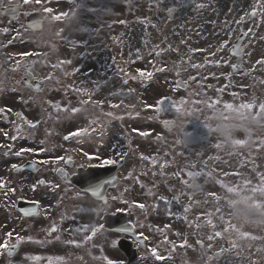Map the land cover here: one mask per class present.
Instances as JSON below:
<instances>
[{
    "label": "flooded vegetation",
    "instance_id": "flooded-vegetation-1",
    "mask_svg": "<svg viewBox=\"0 0 264 264\" xmlns=\"http://www.w3.org/2000/svg\"><path fill=\"white\" fill-rule=\"evenodd\" d=\"M189 2L186 8L189 10L199 7L197 5H203L201 9L205 7L202 0ZM244 2L249 3L248 0ZM153 3L157 6L167 4V8L178 6L181 0H152L150 4ZM241 3L234 0L225 10L224 0H214L212 8L215 23L228 32L227 43L215 49L216 54L224 52V57H227L212 66L214 70L221 71L215 76L216 80L224 82L229 94L239 101L235 106L237 109L242 103L252 105L248 110H234L232 124L223 134L214 128L158 130L161 144L154 145L150 144L154 140L151 134L154 130L143 129L142 132L150 135H139L140 144L132 145L127 139L129 135L124 134L127 138L122 140L111 123V129H106V123L99 120L100 113H94L98 109L90 105L91 102L81 103L86 99L75 91L78 88L74 86L76 83L82 86V81L77 78L82 64L68 66L70 75H52V80L44 79L48 76L42 73L43 66L34 67L43 79L37 95L52 92V110L48 108L45 115L39 114L35 128L27 122L20 125L19 150L23 147L43 148L45 151L22 156H15L12 152L0 153V181L5 184L0 188V243L9 231H13L9 243L16 242V234L24 237L11 256L0 255V264H49V259L52 264H106L104 256L127 264V255L135 256V264H264V214L242 205L238 211L231 202L239 197L222 186L242 187L245 179L251 181L250 186L256 185L259 183L257 173L264 174V112L259 111L260 105H264V69L260 74L264 63H257L264 60V48L252 45L255 36H264V9L257 7L258 15L250 19L247 15L249 9L246 12L244 6L238 9L237 5ZM179 13L172 22H162V31L176 20ZM153 27L150 24V28ZM241 35L242 41L238 45ZM166 39L163 35L162 42ZM115 58L105 68L112 71L109 79L119 76L120 66L115 64ZM233 64L238 67L233 68ZM59 70L57 67L52 69L56 73ZM253 71L258 72V81L251 86L249 74ZM53 84L57 91L67 94L66 105L55 96ZM54 97V101L59 100V103L53 102ZM242 97L247 101H241ZM74 108L89 109L94 114L85 113L79 120L80 112H72ZM93 115L96 116L92 119ZM80 122H83L81 128L87 132L65 141L64 132L75 131ZM2 142L0 139V147L4 146ZM79 149L102 158L118 159L116 153L123 154L122 161L108 166L116 167L113 185L104 183L111 181L113 172H106V167H93L101 161L89 160ZM155 149L161 151L155 152ZM172 154L177 162L170 161ZM58 156L65 159L57 163L54 158ZM69 156L71 162L68 161ZM35 160L49 162L33 168L30 164ZM13 164L19 168L27 165V169L17 172L12 168ZM188 171L203 173L196 179V187H191L193 181L187 176ZM185 180L188 185L183 182ZM76 182L83 188L77 187ZM96 184L103 185L100 195L88 190ZM213 193L215 197L210 195ZM61 194L64 196L60 198ZM240 195L251 193L243 190ZM161 197L169 203L165 204ZM173 197H178V202ZM256 199L264 198L257 194ZM33 201L39 203L34 204ZM21 202L33 204L30 209L34 212L31 215L19 212L17 205ZM139 203L145 208L137 207ZM189 205L190 211L183 213V207ZM118 208L125 211L112 215ZM216 209L220 212L216 213ZM219 215L224 217V221L218 219ZM209 219L216 224L215 228L207 224ZM228 221L236 226L234 230L209 240L214 232H223ZM101 224L104 228L99 229L92 240L85 242L84 237L91 234L90 229ZM130 224L136 225L133 234L116 231ZM53 225L57 231L49 234ZM85 225L89 227L88 232L76 231ZM141 232L148 239L137 247L136 234ZM241 234H247V238ZM69 240H76L79 246L68 244ZM233 240L237 242L236 248L231 247L230 241ZM114 241H119V244H114ZM151 248L170 258L157 261L151 255ZM35 256L41 259H32ZM57 257L62 259L57 260Z\"/></svg>",
    "mask_w": 264,
    "mask_h": 264
},
{
    "label": "rangeland",
    "instance_id": "rangeland-1",
    "mask_svg": "<svg viewBox=\"0 0 264 264\" xmlns=\"http://www.w3.org/2000/svg\"><path fill=\"white\" fill-rule=\"evenodd\" d=\"M75 1H77L79 6L93 3L91 0ZM170 1L172 2V0ZM224 1L226 2L224 6L226 10L227 6L234 0ZM244 1L235 0V2H242L237 7L241 9L244 6V12L247 9H253L257 5V0H248V4ZM150 2L152 0H134V2H130L131 4L128 3L127 9L129 10L127 11L123 6L125 2L121 0L117 8L109 16L104 13L112 11L109 8L112 3H109L108 0L98 1V13L91 12L92 9L88 7L85 8L87 11L77 21L71 19L70 16H68L69 20L62 24L45 20L44 28L40 33L29 35L24 28L22 15L33 11L39 5L31 3L25 5L23 0H0V6L10 3L18 4L21 12V16L17 21L0 19V110H5L9 114L11 136H17L16 128L18 122H22L23 119L24 122H34L39 114L35 113L36 111L44 112L45 115L47 107L52 106V92H42L36 96L23 92L15 85L14 80L19 79L22 75L21 68L24 62L22 61L21 66L17 68L15 59H19V57L17 56L14 59H10V57L21 51L39 52L40 55L30 56L26 60L27 63L43 66L42 73L47 76L50 74L57 76L69 73L70 68L68 69V66L73 63L61 65L60 62L71 61L76 63L79 61L83 51L88 53L89 59L88 61H81L82 68L79 76H77L82 81V86L76 83L74 87L86 89L88 93H91L92 100L104 101L102 106H95L98 110L94 111V113H100V116H98L99 120L107 125L111 123L112 128L120 136L129 135V138H125L130 139L132 145L138 142L130 134H139L143 129L153 128L155 132H153L152 138L157 139L160 135L159 132H156V130H160V118L170 117L176 120L177 129L182 130L187 125H190V119H193V115L196 113L202 117L207 116L209 119L211 112L224 113L225 104L236 106L237 104L235 103L238 102L229 96L227 88L224 87L218 91L214 89L215 86H221L222 84L216 80L217 74H220L221 71L214 70L212 66L217 61L227 59V57H224V52L216 54L215 49L219 48L220 44H225L228 36V32L221 30V27L219 28L214 21L212 11L214 0H202L205 3L204 9L197 7L181 12L175 22L164 28V31L161 28L164 19L160 13L167 4L165 6L151 4L152 7H149ZM46 6L52 7L54 9L53 14H55L69 10L71 4L69 0H50ZM98 14L100 20L93 21L91 15L97 16ZM75 17H78V15ZM108 17H110L108 21L112 20L110 27L106 23ZM150 24L154 25L153 29L150 28ZM5 29L8 31L5 32ZM106 30L107 33L104 34L103 32ZM80 32L91 34L94 38L87 41L85 35ZM100 32L103 35H100ZM94 34L97 35L94 36ZM163 35L167 36V40L161 44ZM252 45L254 48L263 49L264 36H255L252 40ZM104 48L107 51L103 54ZM113 48L114 51H111ZM157 50L163 52V55L159 58L154 56ZM212 53H215V55H211ZM115 56V64L120 66V71L117 73L119 76L115 79H109L112 71H108L105 68L110 65V59ZM149 59L150 62H148ZM145 64L147 65L146 68L143 67ZM157 64L161 65L159 73L154 72ZM53 65H60V70L62 71L59 73L51 71L52 69L49 66L53 67ZM95 65L101 66V71ZM193 65H196V67H193ZM263 69L260 74L263 73ZM137 70L151 72L152 76L143 77L141 83L138 80ZM257 73V71H253L249 74L251 86L255 85ZM179 76L186 79L189 83V88L186 91L181 92L174 85V80ZM78 79L76 81H79ZM123 81L127 82L125 87L123 86ZM204 85L212 89V91L203 88ZM54 87L55 85L53 84L52 88L56 90L55 96L58 99L61 98L62 104L66 105L67 94L57 91ZM120 90L129 92L130 96L126 99L119 98L117 91ZM79 94L83 96L82 98L88 99V95L84 92H79ZM164 97L173 101H186L182 106V111L176 113L174 110L169 109L165 112H157L145 107L146 104L155 105L158 100ZM54 99L55 97L53 102L59 103V100L54 101ZM245 100V98H241V101ZM109 101L120 105V108L110 107ZM90 105L93 104L91 103ZM26 106L30 110L26 113L27 117L25 118L23 116L24 111H27ZM79 112H83L84 115L87 111L81 109ZM109 112L112 113L111 116L107 115ZM95 116L93 115L91 118L93 119ZM202 119V123H209L204 118ZM82 123H79L78 128L82 127ZM114 123L115 126L113 125ZM1 124L3 125L2 122ZM108 127L111 129L110 126ZM133 129L137 131H133ZM18 143L19 141L17 140L10 144L11 146L14 145V155L17 152ZM159 151L156 149L155 152ZM173 156L172 154L170 161L173 163L177 162L178 159ZM164 170L166 171L167 168ZM63 196L64 194H61L60 198Z\"/></svg>",
    "mask_w": 264,
    "mask_h": 264
},
{
    "label": "snow or ice",
    "instance_id": "snow-or-ice-1",
    "mask_svg": "<svg viewBox=\"0 0 264 264\" xmlns=\"http://www.w3.org/2000/svg\"><path fill=\"white\" fill-rule=\"evenodd\" d=\"M49 2H50V0H23V3L25 5L30 4V3L34 4V5H39L38 8H34L33 9V12L42 13L43 14L39 21H34L33 22V24H32L33 27H39L40 24L44 20H49L50 22L51 21H60L63 18L69 16V13L67 11L58 12V13L53 14L54 13V9L52 7L46 6V4L49 3ZM199 7H203V5H199ZM257 7H260L262 9H264V0H257L256 7H253L252 11L250 13H247V15H249L251 17L257 16L258 15ZM16 10L17 9L15 7H13L12 11L15 12ZM169 11L171 12V9H169ZM32 14L33 13H25V15H32ZM121 23H123V21H121ZM4 31L7 32L8 30L5 29ZM249 31H251V29H249ZM57 35H59V33H57ZM245 35H246V33H245ZM226 43L227 42H225V44ZM221 47H223V45ZM236 52H237V54L239 53V49L238 48L236 49ZM34 55L38 56V55H40V53L39 52L21 51V52H17L15 54H13V56L10 57V59H14L15 57L18 56L19 59H15V65H16L17 68H19L21 66L22 61H23L24 62V67H25V72L27 74L29 72L30 68H31V65L29 63H27L26 58H28L30 56H34ZM211 55H215V53H212ZM65 63H71V61H61L60 62L61 65L65 64ZM216 63H219V61H217ZM257 63L258 64L264 63V60L257 61ZM53 67H60V65H53ZM193 67H196V65H193ZM232 67L233 68H237L238 65L233 64ZM13 70H15V69H13ZM137 71H138V75L140 77H145V76L151 77L152 76L151 72H145L143 70H137ZM65 75H70V74L69 73H65ZM133 78H135V77H133ZM44 79L45 80H52V79H54V77L50 74L48 77H45ZM179 83L186 85V82H184V81H180ZM75 91L84 92L86 95H88V99L81 101L82 104L86 105L89 102H91L94 106H102L104 104V101L92 100L91 93H88L86 89H75ZM185 102L186 101H184V100L173 101L170 98L164 97V98H161L160 100H158L155 105H147L146 104L145 107L148 108V109H153V110H155L157 112H165V111H168L169 109H172L176 113H180L182 111V106L184 105ZM121 103H123V101H121ZM165 105H167V107H165ZM109 106L113 107V108L119 107L118 104H113L110 101H109ZM251 108H252V105L243 104V103L239 105L238 109H237V107H234L233 104H225L224 105V109L228 110V111H231V110H248V109H251ZM9 111H11V109H9ZM71 111L72 112H76V111H79V109H75L74 108ZM259 111L260 112H264V105H260ZM107 115L111 116L112 113L109 112V113H107ZM27 123H28V125L31 128H35L36 127V123H33L32 121H28ZM164 123L166 125H171L174 122L169 120V121H165ZM21 127H17V133H20ZM133 131H137V130L133 129ZM86 132H87V129L78 128L75 131H72V132L68 133L67 135H65L64 136V140L67 141V140H69V139H71L73 137L81 136V134L86 133ZM4 135H5V137H8V133L7 132H5ZM139 135L148 136V135H150V133L149 132H139ZM17 138H18V136H16V135L11 136V139L13 141H15ZM238 143H240V142H238ZM7 147L10 149L11 145H7ZM217 147H219V145H217ZM44 151H45V149H43V148H40V149L36 150V149H33V148H23L22 147V148H20V150L18 152H15V155L16 156H22L24 153H37L38 154L39 152H44ZM79 151L83 152L82 149H79ZM83 155L85 157H87L89 160L96 159V160L101 161L100 164L93 165V167H98V168H105V167H108V166H113V165H116L120 161L123 160V154H120V153H116V156L118 157V159L102 158L100 155H91L88 152H83ZM54 159L58 163L60 161H63L65 158H64V156H58V157H55ZM71 159L72 158L69 156L68 157V161L71 162ZM145 159H147V158H145ZM48 162H49L48 160H35V161L31 162L30 166L35 168L37 164H47ZM81 167H83V165H81ZM12 168L18 170L19 166L16 165V164H13ZM57 171L60 172V173L64 172L63 169H57ZM202 174L203 173L201 171H188L187 172V176L193 181V184L191 185V187H196L197 186L195 184V181ZM225 175L227 176L228 173H225ZM257 176L259 178V183L256 184V185L250 186L251 185V181L247 180V179H245L243 181V186L242 187L241 186H234L233 187V186H228V185H222L223 187L227 188V191L229 193H235L239 197V199L231 202L232 206L234 208H236L238 211L241 210L240 206L242 205L244 208L257 209V210H259L261 212V214H264V199H261V200L256 199L257 194L259 195L260 198H264V174L257 173ZM110 182L111 181H105L104 183H110ZM183 182L186 185H188V181L187 180H185ZM4 187H5L4 182L0 181V188H4ZM56 187H59V185H56ZM102 188H103L102 184H96L94 186H91L88 190L91 191L94 195H100V192H101ZM33 190H35V185H33ZM243 190H247L248 192L251 193V195H240L241 191H243ZM11 191L14 192L15 189H11ZM210 195H212L214 197L216 196V194H214V193L210 194ZM102 199H103V197H102ZM160 199L163 200L165 204L169 203V201H167L163 197H161ZM189 199H191V197H189ZM173 200L178 202L179 198L178 197H173ZM33 203L34 204H38L39 201H33ZM105 203H107V202L105 201ZM136 206L141 208V209L145 208V205L142 204V203H139ZM124 211H125V209L118 208L115 213H112V215H116V214L122 213ZM189 211H190V205L183 207V213L186 214ZM24 212H25L26 215H31L34 212V209H25ZM219 212H220V210L216 209V213H219ZM209 215H211V214H209ZM218 219L220 221H224V217L222 215H219ZM225 223H226V226L224 227L223 232H214V235L210 236L209 240H212L215 237H221L224 234H230L234 230V228L236 227V226H233L230 221L225 222ZM207 224L209 226L213 227V228L216 227V224L211 219L207 220ZM141 227H143V225H141ZM196 227H199V224H197ZM102 228H104L103 224L99 225L98 228L97 227H92L90 229L91 234L90 235H86L84 237V241L87 242V241L92 240V238L96 235L97 231L99 229H102ZM135 228H136V225L130 224L129 226L121 227V228L117 229L116 231H118L120 233L133 234ZM56 231H57V227H56V225H53L49 234H51L52 232H56ZM76 231L88 232L89 231V227L87 225H85V226H83L80 229H76ZM241 235H242V237L247 238V234H241ZM12 238H13V231L7 232L6 233V239L3 241V243H0V255L7 254V255L11 256L13 254L14 250L18 247V245L24 240V237L20 236L19 234H16V236H15V241L16 242L15 243H9V240H11ZM252 238H255V237H252ZM147 239H148V237L145 236L142 232L136 234V240H135L136 246L140 247L141 244L143 243V241L147 240ZM67 243L79 246V242H77L76 240H69V241H67ZM113 243L114 244H119V241H114ZM230 244H231L232 248H236L238 246L237 242L235 240L230 241ZM180 246L183 247L184 245L181 244ZM150 252H151V255L157 261L163 262V261H166L167 259L170 258V257H165V256L160 255L156 248H151ZM32 259L39 260L41 258L39 256H35V257H32ZM56 259L57 260H61L62 258L57 257ZM103 259L106 261V264H124L123 261L109 259L107 256H104ZM49 264H52V260L51 259H49Z\"/></svg>",
    "mask_w": 264,
    "mask_h": 264
},
{
    "label": "water",
    "instance_id": "water-1",
    "mask_svg": "<svg viewBox=\"0 0 264 264\" xmlns=\"http://www.w3.org/2000/svg\"><path fill=\"white\" fill-rule=\"evenodd\" d=\"M13 7H15L16 9H17V7L16 6H8V7H6V8H0V16L2 17V16H9V17H11V18H13V19H15V18H17V15H18V13H17V10L14 12V11H12V9H13ZM40 18H41V16H40V14H38V13H33L32 15H27L26 17H25V20H26V27H28L29 29H31V30H39L40 28H41V24H40V26L39 27H33L32 26V24H33V22L34 21H39L40 20ZM180 86V85H179ZM181 87V86H180ZM183 87V86H182ZM172 125L173 124H171V125H166L165 123H163V128H165V129H170V128H172Z\"/></svg>",
    "mask_w": 264,
    "mask_h": 264
}]
</instances>
